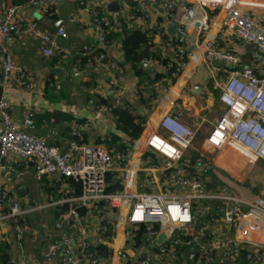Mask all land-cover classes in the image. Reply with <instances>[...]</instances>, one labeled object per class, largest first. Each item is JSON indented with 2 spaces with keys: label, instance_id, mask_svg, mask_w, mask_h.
<instances>
[{
  "label": "built area",
  "instance_id": "2783aa9c",
  "mask_svg": "<svg viewBox=\"0 0 264 264\" xmlns=\"http://www.w3.org/2000/svg\"><path fill=\"white\" fill-rule=\"evenodd\" d=\"M72 1L79 12L71 22L89 26L99 49L110 46L107 36L111 32L121 34L122 39L121 24L129 30V21L136 19L130 0ZM112 1L120 3L121 16L113 18L105 9ZM132 1L141 13V32L150 35L156 30L159 36L155 38L159 39L162 35L156 13L145 9L150 2L177 25L179 33L196 39L201 63L216 82L223 112L197 150V132L183 124L179 114H164L152 122L156 99L147 93L148 81L137 90L144 109L135 110L125 103L121 99L123 73L105 52L88 45L81 46L78 57L91 56V73L103 72L106 76V86L87 89L88 105L113 124L116 117L111 108L128 109L141 128L137 139L123 140V149L108 144L107 135L87 141V124L73 130L64 149L48 145L26 132L33 128L32 114L27 112L20 122H14L10 102L1 98L0 226L12 234L7 264H29L24 244L31 234L29 217L36 211L41 216L46 211L53 214L41 254L48 264H264V181L259 194L253 196L222 175L212 157L231 151L246 159L243 179L256 165H264V27L258 20L264 13V3ZM51 6L52 0H26L9 4L0 16L3 88L30 91L35 85L34 74L18 67L5 45L10 28L21 45L23 38L38 41L45 59L63 53L61 44L69 39L63 28L45 31L39 22L23 15L32 10L45 14ZM208 13H215L222 21L221 32L231 44L251 48L250 68L242 67L233 51L216 47ZM158 38L157 42L153 39L151 50L159 57L173 49L166 65L147 58L139 67L148 71L156 64L161 66L162 77L152 85L161 91L165 82L169 84L181 75L193 53L175 44L179 42L170 36ZM217 63L222 66L217 67ZM46 85L60 89L51 81ZM99 100L110 107L97 105ZM16 159L33 162L36 181L45 178L52 186L59 184L55 201L21 209L2 177L4 165ZM68 180L79 183V195L72 184H65ZM229 188L234 190L232 196L227 195ZM98 246L107 249V254L88 252Z\"/></svg>",
  "mask_w": 264,
  "mask_h": 264
},
{
  "label": "crops",
  "instance_id": "0c3cea01",
  "mask_svg": "<svg viewBox=\"0 0 264 264\" xmlns=\"http://www.w3.org/2000/svg\"><path fill=\"white\" fill-rule=\"evenodd\" d=\"M249 2L260 4L264 3V0H249ZM11 3L12 0H0L1 17L5 8ZM118 5L119 11H107L113 18L122 14L120 3ZM149 6V11L156 13L157 23L167 34L165 29L173 22L165 19L162 11L155 10L150 2ZM52 7L54 11L52 18H47L45 14L37 10L29 11L27 14L23 13V15L39 22L41 29L45 31L63 28L69 38L67 42L61 44L63 53L45 59L40 53L41 44L38 41L23 38L22 41L20 40L21 45L14 33L9 32L5 39V45L11 52L16 65L34 74L35 85L30 91H21L16 88L5 89L0 84V99H7L10 102L12 106L11 118L14 122H20L27 112L32 114L33 128L26 131L30 136L42 139L48 145L64 149L71 141V133L77 127L88 125V128H84V132L85 138L90 141L95 140L98 135L112 134L115 124L88 105L90 98L87 89L90 86H106V76L103 75V72L91 73L89 62L84 66L76 62L82 45H88L94 51L100 48L92 36L90 27L71 22V18L79 12V8L72 0H52ZM208 14L211 24L210 32L214 37L216 47L219 50L233 51L242 61L241 66L250 68L249 53L251 48L245 45L231 44L221 32L222 21L216 17L215 13ZM159 19H162L163 22H160ZM258 20L264 27V13L258 15ZM129 22L130 28L140 30L138 18ZM116 35L110 46L104 48V52L123 73L121 99L125 103H130L135 110L144 109V102L138 99L137 90L148 81L150 87L146 89L147 93L156 99V104L153 106L155 111L151 117L152 122H156L158 117L164 114H179L181 122L197 132L194 148L198 150L210 128L222 114L223 107L218 102L219 91L216 82L208 75L201 63V53L199 49H196V39L183 35L184 38L179 43L193 53L192 59L175 81L169 84L165 82L163 90L157 91L152 85L157 81L156 75L163 73L161 66L156 64L148 71L140 69L146 75L139 76L134 68L125 62L120 48L121 34L117 33ZM157 38L154 39L156 42ZM158 40L160 39L158 38ZM224 67L229 69L228 66ZM47 81L58 84L60 89L54 90L47 87ZM107 92L111 95L114 94L110 90ZM228 156L229 153L224 158L225 163L223 161L225 169L220 167L219 170L231 173L233 169L230 168V163L227 161L230 160ZM235 158L233 157L234 160H236ZM217 159L219 156L214 158L215 164ZM239 161L235 162L239 164L238 169L240 172L243 170L241 172L243 173L246 167L242 166ZM33 172L32 161L17 159L12 164H5L2 170L4 185L19 202L21 209L39 208L45 203L57 199V189L52 190L53 186L45 178L36 181L33 178ZM239 176L242 177L241 174ZM233 177H237V174H234ZM52 221V211H46L42 216L39 211H36L34 217H29L31 234L24 244L29 264H48L44 262L41 254L44 246L43 237L50 229ZM3 243L8 245L6 253L9 257L12 234L1 225L0 245Z\"/></svg>",
  "mask_w": 264,
  "mask_h": 264
},
{
  "label": "trees",
  "instance_id": "16d2710c",
  "mask_svg": "<svg viewBox=\"0 0 264 264\" xmlns=\"http://www.w3.org/2000/svg\"><path fill=\"white\" fill-rule=\"evenodd\" d=\"M26 0H12L13 4H21L25 2ZM130 6L131 10L135 16V18H138L141 13L139 12V9L136 6V3H133L132 0H130ZM146 10H150V6L145 7ZM47 18H52L54 15L53 7H49L47 12L45 13ZM160 22H163L162 19H159ZM159 22V23H160ZM122 23V22H121ZM122 29V35L123 38L121 39L120 48L122 55L124 57V60L126 63L131 65L135 72L139 75H146V73H142L139 66L140 63L147 58H151L155 62L165 66L168 57L172 54L173 49H169L167 51H164L160 57L157 55V53L153 52L151 49L153 47V39H155L156 36H159L158 31L153 30L151 34H147L145 32H141L139 29H133L130 28L129 30L125 29V25L121 24ZM160 39H169V36L165 34V32L161 31ZM116 33H110L107 36V41H112L116 37ZM179 46H182L181 43H175ZM98 52H104V49H99ZM91 59V56L89 57H78L76 59V62L80 63L82 66L86 65L88 61ZM142 73V74H141ZM162 77V75H156L155 79L158 80ZM97 105H106L107 107H110V105H107L105 102L99 100ZM111 113L116 117L115 121V130L112 134L107 135L108 137V144L114 145L118 150H121L124 148V141H131L134 139H137L141 133V128L135 123L134 118L131 116L128 109H121V108H111ZM65 184H72L77 191V195L80 194V185L79 183H75L71 180H68L65 182ZM58 183L53 184V189H56L58 187ZM111 189H109L110 191ZM138 240H136V245H138ZM8 249L7 244L0 245V264H7L8 262V254L6 253ZM95 252V253H101V254H107V249L104 247L98 246L95 248H91L88 250V252ZM126 264H130L129 262Z\"/></svg>",
  "mask_w": 264,
  "mask_h": 264
},
{
  "label": "rangeland",
  "instance_id": "374dc122",
  "mask_svg": "<svg viewBox=\"0 0 264 264\" xmlns=\"http://www.w3.org/2000/svg\"><path fill=\"white\" fill-rule=\"evenodd\" d=\"M260 22V21H259ZM260 24L262 25V23L260 22ZM263 26V25H262ZM225 153H218L217 155L215 156H212L213 157V160L214 158H217L219 156V159H217L216 161V165L218 168L220 167H223L225 169V166H224V163H225V159L226 158V154L229 153V158L230 160L228 159V163H230V168L233 169V171H231V173H229L228 171H225V170H219V172L224 175L226 178H228L229 180H231L232 182H234L238 187H241L243 189H245L246 191H250L251 195L255 196V195H258L259 194V191H260V186L262 184V182L264 181V165L263 164H258L256 165L250 172V175L248 178L246 179H243L241 178V176H239V174H241V172L243 170H240L238 169V163L235 162V161H239V163H242V166L244 167H247L246 165V159H244L243 157H238L236 154H234L233 152L231 151H224ZM214 155V154H213ZM221 156V157H220ZM233 157L236 159L234 160ZM223 158V160H222ZM224 161V163H223ZM233 174V175H231ZM234 174H237V179H235L233 176ZM239 178V179H238ZM240 180V181H239ZM242 181V182H241ZM251 189V190H250ZM233 192L234 190L229 188L227 190V195L229 196H232L233 195Z\"/></svg>",
  "mask_w": 264,
  "mask_h": 264
},
{
  "label": "water",
  "instance_id": "95a60500",
  "mask_svg": "<svg viewBox=\"0 0 264 264\" xmlns=\"http://www.w3.org/2000/svg\"><path fill=\"white\" fill-rule=\"evenodd\" d=\"M105 8L108 12H116L120 10L119 5L116 1H112L111 3L106 5ZM165 30L171 38L176 39L178 42H182L184 36L177 31V25L175 23H171ZM9 32L12 33V29H10ZM216 66L220 67L222 65L221 63H217ZM228 68L230 69L231 67L228 66Z\"/></svg>",
  "mask_w": 264,
  "mask_h": 264
}]
</instances>
